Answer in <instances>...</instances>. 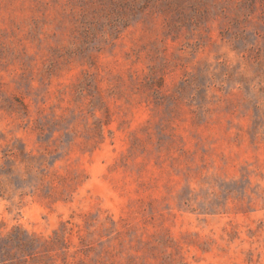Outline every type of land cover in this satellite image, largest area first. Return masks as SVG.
<instances>
[{
    "label": "rangeland",
    "instance_id": "rangeland-1",
    "mask_svg": "<svg viewBox=\"0 0 264 264\" xmlns=\"http://www.w3.org/2000/svg\"><path fill=\"white\" fill-rule=\"evenodd\" d=\"M0 264H264V0H0Z\"/></svg>",
    "mask_w": 264,
    "mask_h": 264
}]
</instances>
